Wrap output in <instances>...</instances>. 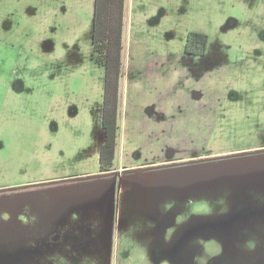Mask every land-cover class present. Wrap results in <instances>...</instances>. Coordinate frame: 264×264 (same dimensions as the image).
Segmentation results:
<instances>
[{
  "label": "rangeland",
  "instance_id": "obj_1",
  "mask_svg": "<svg viewBox=\"0 0 264 264\" xmlns=\"http://www.w3.org/2000/svg\"><path fill=\"white\" fill-rule=\"evenodd\" d=\"M135 1L133 49L182 58L196 100L183 154L103 172L93 0H0V264H264V0Z\"/></svg>",
  "mask_w": 264,
  "mask_h": 264
},
{
  "label": "crops",
  "instance_id": "obj_2",
  "mask_svg": "<svg viewBox=\"0 0 264 264\" xmlns=\"http://www.w3.org/2000/svg\"><path fill=\"white\" fill-rule=\"evenodd\" d=\"M93 4L95 10V0ZM137 16L136 1L125 0L123 46L125 47L126 43L131 45L132 52L131 50L125 52L123 48L118 101L120 128L115 159L119 157L125 160L133 151L140 148L144 155L145 153L153 154L156 157L154 159L162 160L171 150L183 154V120L190 118L183 105L192 103L196 99L192 96L191 88L189 92L188 89L183 90L182 58L178 63L181 68L176 69L172 67V61L165 55H148L143 60L144 52L133 49ZM185 54L193 56L187 52ZM104 73L102 67L95 76V79L99 78L101 82L97 84L93 97L101 113L104 99ZM174 75L176 80L173 79ZM198 76L201 77V75ZM191 77L194 79L192 73ZM220 90H217L216 96L211 99H214L212 102L217 104L218 109L227 96L226 89H223L221 93ZM207 112L211 116L218 115L212 109ZM199 115L204 116V113ZM173 131L177 135L171 139Z\"/></svg>",
  "mask_w": 264,
  "mask_h": 264
},
{
  "label": "trees",
  "instance_id": "obj_3",
  "mask_svg": "<svg viewBox=\"0 0 264 264\" xmlns=\"http://www.w3.org/2000/svg\"><path fill=\"white\" fill-rule=\"evenodd\" d=\"M125 0H95L91 57L104 68V99L102 129L104 140L100 147V171H110L116 157L119 133L118 101L123 66V28ZM208 35L191 31L185 50L188 54L204 56Z\"/></svg>",
  "mask_w": 264,
  "mask_h": 264
},
{
  "label": "flooded vegetation",
  "instance_id": "obj_4",
  "mask_svg": "<svg viewBox=\"0 0 264 264\" xmlns=\"http://www.w3.org/2000/svg\"><path fill=\"white\" fill-rule=\"evenodd\" d=\"M225 235H227V234H225ZM225 235H223V236H225ZM245 242L247 244H250V246H251L252 241L247 240ZM212 243H215L217 246L218 245H222L223 248H227V247L231 246V244L229 242H227V241H223L222 242V241L219 240L217 243L216 242H212ZM212 243L211 242H207L206 245H212ZM210 250L211 251H214V250L219 251L217 247L215 249L211 248ZM221 258H222L221 255L218 256V255L214 254V252H213L212 255L210 257H208L207 260H203V262L201 264H220V259Z\"/></svg>",
  "mask_w": 264,
  "mask_h": 264
}]
</instances>
